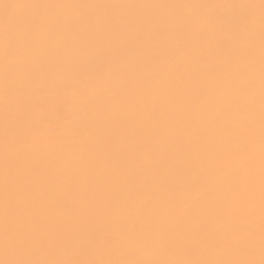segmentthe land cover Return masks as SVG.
I'll use <instances>...</instances> for the list:
<instances>
[{
  "label": "snow or ice",
  "instance_id": "obj_1",
  "mask_svg": "<svg viewBox=\"0 0 264 264\" xmlns=\"http://www.w3.org/2000/svg\"><path fill=\"white\" fill-rule=\"evenodd\" d=\"M0 16V264H264V0Z\"/></svg>",
  "mask_w": 264,
  "mask_h": 264
},
{
  "label": "bare ground",
  "instance_id": "obj_2",
  "mask_svg": "<svg viewBox=\"0 0 264 264\" xmlns=\"http://www.w3.org/2000/svg\"><path fill=\"white\" fill-rule=\"evenodd\" d=\"M8 2H14V0H8ZM23 3H33V2H47V0H20ZM55 2H64V3H92V4H111V3H133V4H180V3H199L205 2V0H55ZM255 3H259V0H253ZM31 10L28 9H16L14 15L25 16L29 15ZM89 15H99V16H157V17H166L173 14L174 10L171 9H89L85 10ZM192 10L185 9L183 14H191ZM3 27V19L0 16V28ZM257 119H258V96H259V87H258V74H257ZM258 150V146H257ZM259 164L257 158V173H256V183H257V203L259 195ZM74 253L64 254L61 258L71 259L73 258ZM3 256L0 254V259ZM259 249L256 248L255 259H259Z\"/></svg>",
  "mask_w": 264,
  "mask_h": 264
}]
</instances>
